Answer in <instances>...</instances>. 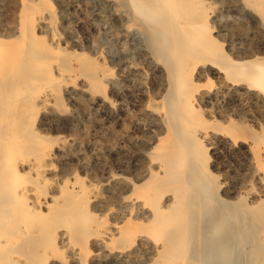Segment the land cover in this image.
<instances>
[{"label": "bare ground", "instance_id": "1", "mask_svg": "<svg viewBox=\"0 0 264 264\" xmlns=\"http://www.w3.org/2000/svg\"><path fill=\"white\" fill-rule=\"evenodd\" d=\"M25 1L22 3V7L25 6ZM48 2L50 3V1ZM203 5H205V0L121 1L122 9L125 12L124 16L131 25L141 30L142 34H146L148 39L145 55L148 63L155 70L152 79L153 93H156L160 100L150 102L147 105L144 112L149 116V121L144 125H139L144 126L153 133L156 141L154 149L155 152L158 151L154 159L159 160L151 162L152 166L154 165L153 170L150 171L147 168L149 169L147 171L149 180L145 184H140L141 180L138 179L143 174L135 178L139 169L137 164H133L131 167L126 163L122 164L121 171L123 175L119 178L120 193L117 195V200L123 224L109 227L99 222L96 226V233L99 236L96 238L98 245L102 247L108 241L105 249L103 248L105 253L109 252L113 256H127V258L137 260L138 252L140 253L146 242L154 237L161 241V245L159 246L160 250L156 253L157 259L154 260L155 262L151 260V262H154H152L153 264H174L176 259L181 260L178 264H195L192 256L188 254L187 243L191 237H196L197 234L196 232L193 234V225L190 220L193 221L191 216L202 205L203 193L200 194V192L196 195L193 191L196 192L197 190L194 189L202 184L205 185V189L207 185L209 187L215 185L213 179L208 177L209 175L205 170V158L207 156L205 149L207 148L201 146L202 142L199 139L204 135H208V132L200 128L205 121L202 123L200 120L195 102L199 100L209 104L222 99L226 105H236L237 103L240 104L244 97L255 95L260 97V93L258 95L255 92L256 89L264 93L263 61L260 62L258 59L239 61L242 58L249 57L246 54L248 51L242 53V56L240 55V47L238 49L236 47L235 49L234 47L230 48V54L238 59L240 58L238 61L230 55L228 56L223 51L221 43L210 32V25L207 21L208 15ZM249 6L259 13L260 16H257L263 22L264 0H254L253 4H249ZM22 14L19 16L22 21L21 24L19 23L20 28L18 30L11 29L9 31L7 28L9 32L6 34L4 32L0 33V43L4 41V37L14 38L13 40L18 41L12 47L11 45L9 47L8 44H5L8 45L6 47L0 44V264H45L49 254L55 252V236L58 234L59 237L61 235L65 239H71V242L80 244L82 256L87 257V234L95 220L93 213L88 212L86 207L90 205L92 199L98 202L99 194L93 188L73 185L70 188L59 190L60 194L58 196L55 194L49 196L47 187L49 181L52 180L51 177L53 178L56 174L55 161L66 146L65 137L61 136L56 141L48 139L39 132L31 130L26 119L19 118L20 120L16 123L13 120L17 92L23 90L22 110L28 113L34 121H37L38 125L50 127L45 109L49 107L50 98L57 94L56 91L45 86V82L50 84L55 76L53 69L57 66L55 65V56L51 55V52L36 36L37 22L35 20L26 22L25 12ZM50 15L48 17L38 16V23L42 22L46 27L53 28ZM234 31L236 30L234 29ZM39 33L41 34V32ZM59 35H53L54 43L60 44L61 38ZM262 44L263 41L261 46ZM66 62L67 60H65ZM82 66L86 67V77L90 79V87L99 92H104L106 90L104 80L108 74L94 67V63L91 62L86 63V65L82 63ZM203 74H205L208 81L211 78L220 79L221 82H218L220 84L213 87L211 86L212 83L209 85L206 82L205 85L208 88L202 90L196 78L197 76L202 77ZM88 93L90 92L88 91ZM104 99V102H106L107 97ZM110 101L108 100L111 104ZM221 113L223 112L221 111ZM228 113L230 112L228 111ZM207 127H210V125ZM226 139V137H222L220 141L226 142ZM209 142L211 143V141ZM236 143L233 141L232 144L230 140L229 145L231 148H235ZM239 144L247 153L253 156L256 162L262 160L260 147L257 146L253 150L244 141L239 142ZM129 169L132 170V173ZM193 184H195L194 186L196 184L200 186L194 187ZM140 185L143 186L142 189L147 187L148 191L145 193L144 190L140 189ZM209 187L205 190L206 192L209 191ZM212 189L213 186L211 191ZM226 189L227 193H234L233 188ZM218 193L219 191L215 192L216 195H219ZM211 194L213 195L212 192ZM228 201L224 199L222 202L229 204ZM233 206L236 207L234 204ZM237 207L239 206L237 205ZM262 211L264 212V208ZM141 218H146L145 229L138 223V219ZM248 219H250V216ZM261 219L264 220V213H262ZM215 221L214 224H217V221L216 223ZM255 224L253 226H256ZM217 225L210 226L211 228L207 227V230L201 229L200 232L198 231L199 235L204 236L206 241L211 238H214L213 241L217 240L222 235L220 224ZM249 227L251 228L252 225L248 226L247 229L245 228L246 231L249 230ZM258 227L256 226L255 229H258ZM220 240L221 238L218 239L216 244H219ZM248 240L250 241V239ZM248 240L246 238L245 243L247 241V244L250 245ZM189 244L191 245V243ZM262 244V241L258 239L257 246H253L255 249L252 252L259 251L255 252L256 254L254 253V259L251 258L253 259L252 262L250 261L252 264H264V255H261L260 252V249H264ZM108 245L111 251L106 249ZM64 247L62 246V248ZM233 247L235 248L234 245ZM224 250L227 253V249ZM94 254H98V252Z\"/></svg>", "mask_w": 264, "mask_h": 264}, {"label": "rangeland", "instance_id": "2", "mask_svg": "<svg viewBox=\"0 0 264 264\" xmlns=\"http://www.w3.org/2000/svg\"><path fill=\"white\" fill-rule=\"evenodd\" d=\"M24 1L0 0V33L4 32L6 34L11 29L18 30L22 21L19 16L22 13L24 14V12L26 22L33 20L37 22L36 36L51 52V55L55 56V65H57L53 67L55 73L53 80L50 84L45 82V86L56 91L57 94L50 98L49 107L45 109L48 117L47 122L51 125L50 127L38 125L37 121H34L28 113L22 110L23 90L17 92V98L14 102L16 109L13 111V120L16 123L20 119H26L27 125L31 130L39 132L48 139L56 141L61 136L65 137L66 146L55 161L57 171L53 176L54 180L51 176H48L52 179L47 187L49 196L53 194L58 196L60 194L59 190L70 188L73 185L93 188L99 194L98 202L92 199L90 205L86 207L88 212L93 213L95 220L91 225L92 231L90 230L87 234V257L82 256L80 244L71 242V239H65L61 235L59 237L58 234L55 236V252L49 254L45 264H130L131 262V264H153L154 260L157 259L156 253L160 250L159 246L161 245V241L154 237L146 242L140 253L138 252L137 260L127 258V256H113L109 252L105 253L103 248L105 249L108 241L102 247L96 242V238L99 237L96 233V226L99 222L109 227L123 224L117 200V195L120 193L119 178L123 175L121 171L122 164L126 163L130 167L133 164H137L139 169L135 178L143 174L138 179L141 180L140 184H145L149 180L147 171L149 169L150 171L153 170L154 167L151 162L159 160L154 159L158 151L155 152L154 149L156 141L153 133L144 126H140L149 121V116L144 112L147 105L150 102H158V99L160 100L156 93H153L152 79L155 70L148 63L145 55L148 43L147 36L144 33L142 34V31L138 30L134 25H131L124 16L125 12L121 6L122 0H26L24 3L25 9L22 7ZM243 1L205 0V5L203 6L208 15L207 21L210 25V32L221 43L223 51L234 58V60L238 61L240 58L238 59L233 54H230V48L234 47L235 49L236 47L238 49L240 47V55L242 56V53L248 51L246 54L249 57L242 58L239 61H244L243 59H258L260 62L263 61L262 63L264 64V21L261 22L259 13L249 6V4H253L254 0ZM40 15L44 17L50 15V19L53 21V28L46 27L42 22L38 23V16ZM43 31L46 32L44 33ZM221 31L224 33L222 34ZM51 34L52 36H50ZM54 34H60V44L53 42L52 37ZM13 39L4 37L5 42L1 41L0 44H8L9 47L10 45L12 47L18 43L17 40ZM262 41L263 44L261 46ZM8 45H5V47ZM65 60H67L66 63ZM62 61H64L63 64ZM88 62L94 63V67L108 74L104 80L106 88L104 92H99L90 87L91 82L86 77V67L82 66V63L86 65ZM57 74L58 76H56ZM196 81H199L198 84L201 85L202 90L208 88L205 85L206 82L209 85L212 83L211 86L213 87H217L220 84L218 82H221L217 78H211L208 81L205 74L202 77L197 76ZM87 90L92 93V97ZM259 91V89L255 90L258 95L260 93L261 96H258L259 98L257 95L247 96L246 98L244 97L240 104L237 103L236 105H226L222 99L209 104L199 100L195 102V108L199 111L200 120L202 123L205 121L200 128L208 132V135H204V137L199 139L202 142L201 146L207 148H204L207 155L205 158V170L209 175L208 177L212 178L215 184L212 185V191L211 185L209 187L206 184L205 189L204 184H202L204 186L201 183H199L201 186L199 184L194 186L195 184H193L194 187L200 186L198 187L199 189H194L198 192L193 191L194 194L203 193L202 205L191 216L195 222L190 220L193 225V234L194 232L197 234L196 237H191L187 243L188 254L192 256L195 264H252L254 253L259 251L255 250V252H252L255 249L254 247L257 246V240L260 239L263 243L262 246H264V220L261 219L262 213H264L262 211L264 208V93ZM143 93H145L144 97ZM106 97L107 99L109 98V101L111 100V104L107 99L104 102ZM248 101L251 102L249 103ZM61 107L64 109L62 110ZM204 124H208L210 127ZM55 125L57 126L55 127ZM228 128L230 131H228ZM222 137H226L227 141H220ZM230 140L232 144L233 141L237 142L235 148H231L229 145ZM242 141L248 143L253 150L257 146L261 148L262 160L260 162H256L253 156L240 146L239 142ZM129 171L132 173L131 169ZM207 187H209L208 192L205 191ZM142 188L143 186L140 185V189ZM226 188H233L234 193H227ZM142 190L145 193L148 191L147 187ZM216 191H219V195L215 194ZM220 199L222 201L224 199L229 200L228 202L230 203L225 204L226 202H222ZM104 208L107 209L105 210ZM246 214L250 215L247 216ZM249 216L250 219H248ZM215 220L218 225L220 224L219 226L222 230L219 244L216 243H218L220 238L215 241H213L214 238L206 241L204 236L199 235L201 229L207 230L213 225H217L214 224ZM145 221L146 218L138 219V223L144 229L146 228L145 224H147V221L146 223ZM253 224L259 226L258 229H255L256 226H253ZM247 225H252L251 228H248V231H246ZM242 229L245 231L243 232ZM246 238L247 240L250 239V241L248 240L250 245L247 244V241L245 243ZM57 245L60 246L58 247ZM62 246L65 247L62 248ZM69 249L72 250L70 251ZM106 249L111 251L109 245ZM224 249H227L228 254ZM260 250L261 255H264V249ZM97 252L98 254H94ZM57 258H60V260ZM151 260L154 262L152 261V263ZM180 261V259H176L174 264H178Z\"/></svg>", "mask_w": 264, "mask_h": 264}]
</instances>
